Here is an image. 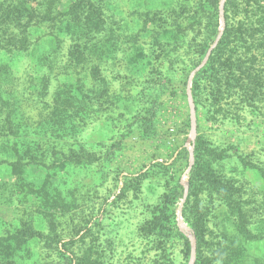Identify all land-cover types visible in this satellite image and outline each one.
<instances>
[{
	"label": "rangeland",
	"instance_id": "1",
	"mask_svg": "<svg viewBox=\"0 0 264 264\" xmlns=\"http://www.w3.org/2000/svg\"><path fill=\"white\" fill-rule=\"evenodd\" d=\"M69 1L0 0V252L15 264H75L89 250L103 264H153L159 248L179 259L154 210L180 191L174 226L190 240L188 264L197 206L201 263L232 264L246 218L256 235L238 246L264 264V96L245 105L202 87L195 107L192 75L183 83L193 44L161 33L176 0H71L100 25L83 38L65 33ZM135 46L138 67L127 62ZM55 113L64 133L46 129ZM15 148L34 157L7 164ZM194 158L207 183L197 205L185 201Z\"/></svg>",
	"mask_w": 264,
	"mask_h": 264
},
{
	"label": "trees",
	"instance_id": "2",
	"mask_svg": "<svg viewBox=\"0 0 264 264\" xmlns=\"http://www.w3.org/2000/svg\"><path fill=\"white\" fill-rule=\"evenodd\" d=\"M14 1H17L23 7L27 1L31 0ZM73 6L70 0L65 13L69 15L68 19H70L65 21L66 35L71 38L72 35L77 34L80 38H83L88 34H92L93 29H99L100 25L84 22L86 21L85 17L79 16L78 10L74 9ZM166 11L169 15V20L165 23L161 33L167 38L168 43L177 48L182 47L186 43L189 44V42L193 44V52H195L196 57L189 65L183 83L184 85L187 84V79L191 74V94L196 108L199 100V91L202 87L214 88L213 90L216 88L218 92L213 94L214 97L220 96V98L224 97L223 99L225 100L229 98L231 100H239L245 105L256 103L262 99L260 97L264 96V0H176L173 6L168 7ZM49 13V10H44L43 13H40L42 14L41 20H49ZM220 18L223 21L221 30L219 29ZM75 22L77 23L74 24ZM72 24L74 25L72 26ZM146 25L145 20L141 25L143 26L141 33H144L143 30L148 32ZM143 55V47L135 46L134 52L128 56V64L132 67L141 66ZM51 121L52 123L48 124L46 128L50 133L54 130L60 134L65 132V126L62 127V115L55 113ZM188 125L189 123L183 122L185 129ZM183 149L185 150L184 147ZM41 150L43 151V147ZM34 152L33 149L19 150L15 148L16 159L12 162H7V164L20 166L22 164L21 160L24 157H34ZM2 161L6 162L5 160ZM196 164L197 162L194 158L190 171L188 191L185 194V201L191 198V195L194 196L195 205L198 204L200 191L205 189L207 185L205 177L197 171L199 168H197ZM181 194L180 191H177L173 195H165L163 202L158 204L154 210L157 212L155 217L156 228L159 231L162 228L166 229L164 234L172 242L175 241L181 244V248L178 249L180 257L177 259L175 248H159V251L155 253L156 259L153 264H188L190 240L174 226L173 206L175 200ZM199 215L200 209L197 206L193 220L190 223L196 243L194 249L195 258L192 264H203L199 261L200 254L198 250L200 241L199 226L202 223V218ZM168 220V223L173 224L175 230L166 228L165 223ZM237 225H239L237 228L238 233L236 234L239 239L237 244H235L237 248H231L229 253L233 255H230L231 259L233 258V263L250 264V261L253 262L255 260L253 264H259L260 262L256 260L257 257L247 254L244 248L238 246L240 240L256 234L252 233L248 227L249 222L246 218ZM241 242L244 241L242 240ZM8 247H10V244H7ZM11 256H14L11 251L0 252V264H15L13 262L14 257ZM75 264L103 263L94 256L93 250H89L86 255L82 253V257Z\"/></svg>",
	"mask_w": 264,
	"mask_h": 264
}]
</instances>
